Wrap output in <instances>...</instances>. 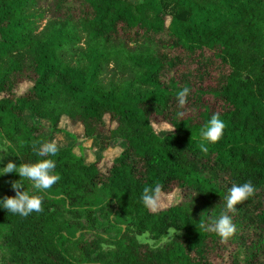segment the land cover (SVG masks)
Masks as SVG:
<instances>
[{
    "label": "trees",
    "instance_id": "1",
    "mask_svg": "<svg viewBox=\"0 0 264 264\" xmlns=\"http://www.w3.org/2000/svg\"><path fill=\"white\" fill-rule=\"evenodd\" d=\"M214 113L226 127L205 153L200 132ZM106 115L105 140L122 149L104 169L74 145L37 155L50 141L40 120L59 130L66 116L93 139ZM0 137L17 165L51 158L61 177L42 212L0 206V264H208L221 238L200 225L249 180L256 192L228 213V240H264V0H0ZM19 179L0 174V199ZM156 186L182 196L152 211L141 195ZM170 228L182 233L163 245L136 237Z\"/></svg>",
    "mask_w": 264,
    "mask_h": 264
},
{
    "label": "clouds",
    "instance_id": "2",
    "mask_svg": "<svg viewBox=\"0 0 264 264\" xmlns=\"http://www.w3.org/2000/svg\"><path fill=\"white\" fill-rule=\"evenodd\" d=\"M189 94L190 89L188 87H184L178 92L176 99L179 108L184 109L186 107ZM180 115L183 116L184 112L181 111ZM225 127L226 124L219 118V113H214L200 132L202 141L199 145L200 150L205 153L208 151V147L203 141L218 142L223 136ZM58 152L59 148L55 141H46L40 144L37 155L40 157H54ZM55 168V160L51 158L39 159L35 162H23L19 165L9 160L3 168H0L2 169L0 174L18 173L20 179L11 182L15 195L4 196L0 199V206L8 212L25 217L33 212H42L47 190L51 189L61 178ZM23 179L31 181V190L25 188V185L21 182ZM255 192L256 188L251 180L242 184L233 183L226 199V211L213 223L208 225L202 223L200 227L207 231L215 232L226 243L236 232L233 216L228 213L235 214L237 211L236 206L253 196ZM163 198L160 186H156L154 189L145 187L141 195L145 206L152 211L157 210Z\"/></svg>",
    "mask_w": 264,
    "mask_h": 264
},
{
    "label": "rangeland",
    "instance_id": "3",
    "mask_svg": "<svg viewBox=\"0 0 264 264\" xmlns=\"http://www.w3.org/2000/svg\"><path fill=\"white\" fill-rule=\"evenodd\" d=\"M132 2H137L139 0H131ZM28 82L23 81L21 83V89L28 86ZM213 79H207L204 82L205 86L213 85ZM25 117L27 120L31 121L33 116L25 112ZM106 118V127L101 131L102 133L97 137L90 139L83 135V126L79 122H71L66 116L60 119L59 127L61 129L54 130L50 122L47 120H40L46 125V134L49 136L50 141H55L58 147L74 145L76 153L83 154L87 161L97 160L98 164L102 169L109 165L112 159L118 155L122 147L119 140H105L107 137V126H110L108 121V115ZM156 130H170L172 127L164 121L153 120ZM0 168H3L9 160L14 163V156L9 152L6 143L0 137ZM17 164V163H16ZM2 171V169H0ZM163 199L160 201L159 206H164L177 201L182 196V190L174 188L170 194L162 193ZM158 206V207H159ZM110 233L114 234L118 228L115 225H107ZM95 230L102 231L104 225H95L93 227ZM177 233H182L181 230L175 228H170L167 232L158 240L150 237L147 232L142 234H136V237L140 242H146L152 246L163 245L168 239L173 237ZM88 238L92 237V234L87 235ZM107 246V244H103ZM208 264H264V240L253 241L248 240L245 244L240 245L239 242L228 240L226 243L222 240L216 243L208 253Z\"/></svg>",
    "mask_w": 264,
    "mask_h": 264
}]
</instances>
